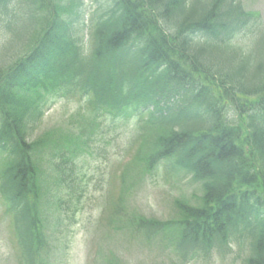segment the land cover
Returning a JSON list of instances; mask_svg holds the SVG:
<instances>
[{"label": "trees", "instance_id": "obj_1", "mask_svg": "<svg viewBox=\"0 0 264 264\" xmlns=\"http://www.w3.org/2000/svg\"><path fill=\"white\" fill-rule=\"evenodd\" d=\"M104 4L85 21L82 0H0L8 44L28 39L23 55L0 64V201L23 262L45 264L49 208L80 199L76 163L116 122L133 128L139 151L131 163L142 164L141 173L157 178L165 162L202 192L200 205L179 204L173 223L132 214L136 229L147 238L172 235L182 259L237 243L243 264H264L260 15L241 0ZM73 92L85 102L87 125L30 141L48 100ZM125 176L117 212L129 191Z\"/></svg>", "mask_w": 264, "mask_h": 264}, {"label": "rangeland", "instance_id": "obj_2", "mask_svg": "<svg viewBox=\"0 0 264 264\" xmlns=\"http://www.w3.org/2000/svg\"><path fill=\"white\" fill-rule=\"evenodd\" d=\"M105 2L82 0L86 7L85 21L89 12L96 11ZM241 2L245 11L258 13L264 22V0ZM2 21L3 16H0V64L7 62L9 65L26 51L23 46L28 39L22 43L8 44ZM40 26L38 21L35 28ZM20 33V30L13 32L15 42ZM22 48V52L16 55ZM45 110L43 122L31 132L30 141L49 133H55L56 137L61 134L68 136L72 131H77L80 125H87V121L83 120L86 105L78 97L65 99L55 96L48 100ZM108 129L109 133L105 135L97 132L93 136L94 139L89 142L90 153L76 163L74 176L79 186L76 196L80 199H73L71 203L65 199L60 212L49 208V248L43 254L44 263L243 264L246 249H241L237 243H232L227 252H211L208 255L197 252L192 257L182 259L175 249L172 235L162 232L147 238L141 229H136L130 222L132 214L155 218L160 222L178 221L181 217L180 203L192 207L200 205L201 187L186 172L169 170L167 166L159 165V175L154 179L149 174L141 173L142 164H128L138 146V143L136 146L131 144L134 140L132 126L109 122ZM122 171L126 172L124 181L129 191L123 194L122 212H117L116 205L121 195L117 177L123 174ZM60 213L62 224L56 227V218ZM11 229L10 217L4 212L0 201V264H25Z\"/></svg>", "mask_w": 264, "mask_h": 264}]
</instances>
